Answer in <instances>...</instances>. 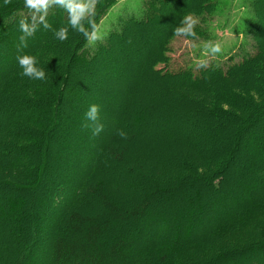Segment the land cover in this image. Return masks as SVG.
<instances>
[{"label": "trees", "instance_id": "trees-1", "mask_svg": "<svg viewBox=\"0 0 264 264\" xmlns=\"http://www.w3.org/2000/svg\"><path fill=\"white\" fill-rule=\"evenodd\" d=\"M91 1L92 11L81 21L89 33L93 25L96 28L100 18L119 3L127 1L128 4L127 11L117 16L116 31L121 29L120 33L106 34L96 50L91 51L89 60L86 51H79L87 38L72 27L67 50L60 52L56 50L59 46L51 47L54 30L70 24L69 11L62 4L51 3L46 12H37L27 7L25 0H0V51L5 44L14 49L24 47L20 41L22 20L35 28L26 38L22 54H13L8 60L7 71L0 63V172H3L0 174V264H264V189L249 198L240 194L213 199L210 194L214 187L208 180L214 173V180L221 178L223 185L229 176L225 170L233 149L240 143L245 144L248 132L264 118V47L257 39L263 30L264 0H241L245 13L238 31L253 42L254 52L246 55L233 70L225 73L217 64L206 68L199 65L196 73L192 68L174 74L164 72L159 78L160 84L149 85V89L154 88L153 96L162 95L171 102L177 93L192 92L215 95L216 104L228 107L223 110L215 107L216 104L210 106L187 98L176 100L174 104L198 114L202 119L200 127H205L206 131L200 132L197 141L186 142L176 137L169 144H176L174 153L180 161L185 162L187 158L182 149L189 148L199 162L204 163L187 161L186 167L174 175L176 180L159 183L156 176H151L150 166L154 161L167 159L161 156L153 160L156 155L145 146L148 140L145 128L152 118L142 109L125 129L126 139L115 134L119 127H114L111 142L105 148L106 160L87 166L85 174L90 176L86 180L72 184L62 203L51 208L48 215H37L39 229L34 228L32 237L35 216L31 211L32 220L28 208L35 204L33 199L38 207L42 201L33 196L28 198L25 193L27 189H41L48 183L43 174L49 170L53 157H46V150L51 146V133L59 127L57 121L50 126L48 122L51 109L55 111L61 103L65 79L70 80L66 74L68 63L88 67L110 51L131 28L155 23L158 11L165 5L185 0ZM233 4L232 0H194L188 5L180 4L183 8L178 10L166 40L156 41L147 64L168 63L161 52L176 36L178 27H187L189 17L195 23L191 34L184 35L187 39L200 37L203 48L208 47L214 18L227 19ZM45 23L50 28H45ZM24 54L37 57L39 66L45 68V79L22 75L17 56ZM144 66L143 72L147 69ZM154 71L163 73L162 69ZM36 115H39L38 120ZM171 131L172 128H166L162 135H171ZM263 140L255 137L254 143L264 146ZM141 142L145 143L142 152H135V146ZM187 164L202 171L193 173L194 180L188 182L183 174L188 169ZM176 167L180 165L175 164L166 177L176 172ZM219 167L224 170L222 174L215 172ZM8 177L14 183L4 181ZM220 198L234 203L237 214L214 228L207 236L213 242L204 246V251L193 249L194 259L188 261L184 257L186 248L196 244L184 246L196 239L188 236L189 233L199 224L209 202L213 199V203H220ZM42 218L44 224L40 222Z\"/></svg>", "mask_w": 264, "mask_h": 264}, {"label": "rangeland", "instance_id": "rangeland-1", "mask_svg": "<svg viewBox=\"0 0 264 264\" xmlns=\"http://www.w3.org/2000/svg\"><path fill=\"white\" fill-rule=\"evenodd\" d=\"M86 1L92 7L93 2L91 0ZM128 1L136 2L140 0ZM232 1L234 3L232 12L227 19L214 18L211 39L208 41L209 44L207 43L208 47L204 46L203 48L204 42L200 37L187 39L184 34H176L161 52V55L168 60L166 64L148 65L147 62L152 56L156 41L166 40L165 37L175 23L178 10L183 8L180 4L188 5L193 3L194 0L175 1L173 5H165L163 10L158 11L159 16L156 18L155 23L152 22L153 24H151L150 22L143 27L128 29L129 32L124 38L118 40L110 51L103 53L88 67L83 68L76 64L77 68L73 63H68L69 67H66V74L70 80L65 79L62 85L63 97L61 103H58L55 111L51 109L48 122L49 126L55 124L56 121L59 124V127L51 133V146L46 150V157L49 156V159L51 156L53 157L48 165L49 170L43 174L48 183L45 182L41 189L29 186L33 189H27V193H25L28 198L33 196L42 201L38 207L35 199H33L32 201L35 204L28 208V215L32 217V220L34 218L32 212L35 216L31 228L32 237L34 228L39 229L36 224L37 221L39 222L37 215L42 217L48 215L51 208H55V205L59 206L62 203L66 197L67 189L72 184L86 180L90 176V174H85L87 166L106 160L105 148L111 142L110 137L114 127H119L115 134H118V130L125 132V129L132 125L142 109H146L147 115L152 120L145 128L147 129L146 136L148 139L146 144L136 143L135 152H142L141 149L145 144L149 152L156 155L152 158L153 160L161 156L163 159H167V161L157 160L151 163V176H156L159 183H170L177 179L174 175L178 171L180 172L183 167H186L185 162H199V159L189 148L182 149L187 158L185 162L180 161L174 153L176 144H169L176 137L186 142L197 141L200 132L203 129L206 131L205 127H200L202 119H199L198 114L189 113L190 109L174 104L180 99L187 98L190 100L198 99L210 106H215L216 96L184 92L173 96L174 102H171L163 99L162 95L153 96L151 92L154 88L149 89V85L152 83L160 84L159 78L164 72L174 74L192 68L196 73L199 70V65H204V68H206L217 64L216 67L227 73L242 62L246 55L253 54V42L249 40V37L245 38L238 31L240 19L245 13H243L241 7V0ZM55 2L56 0H50L49 4ZM127 4V1L119 3L100 18L95 28L98 38L95 40L87 38L81 50L79 49V51L88 53L89 60L92 54L91 51L96 50V45L105 38L104 36L117 30V16L127 11ZM206 17L210 19V17ZM262 23V35L257 36V39L260 41V46L264 47V19H262ZM65 25L68 28V38L66 40L57 39L54 33L50 39L54 42L51 45L52 49H55L53 45L59 46V49L56 48V50L60 52L67 50L71 44L70 28L72 26L69 23ZM120 31L115 33H120ZM217 44L220 46V51L212 52L211 47ZM24 47L18 46L17 49H14L8 44L1 46L0 63L5 66V71L10 67L8 60L12 58L13 54H22ZM60 47H62V50ZM144 65L147 67L145 72H143ZM154 69H162L163 73L154 71ZM155 88H158V86ZM91 104L100 106V122L104 125L103 131L95 136L92 134V126H86L91 124L85 118V112ZM215 107L228 110L226 105L218 102ZM58 117H60V121ZM35 119L38 120L39 115H36ZM166 128H172L174 133L171 131V135H162V130ZM248 133V140L245 141V144L240 143V146L232 151L231 161L228 162L229 167L225 170V174H229V176L227 175L228 178L223 185L220 184L222 182L221 178L214 180V173L211 174L210 178L208 177L209 183L214 187V191L210 194L213 199H217L219 196H238L240 194L244 195L243 198H249L250 196H256L261 192V189H264V146L254 143L255 137H258V139L264 138V118L257 127ZM138 138L141 137L138 136ZM168 146H170V149L167 148ZM183 163L184 165L181 167ZM175 164L180 165V168L176 167V172L166 177L171 172L170 170L175 167ZM187 166L188 169L183 172L186 176V182L194 180L191 178L193 173L202 172L200 169H193L191 164H187ZM215 172L222 174L224 170L219 167ZM2 173L0 172V174ZM162 176H165V178H161ZM10 179L9 177L4 178V181L14 183L9 181ZM213 199L206 206L202 218L198 220L199 224L196 223L194 231L188 235L195 236L196 239L184 243V246L196 243L192 244L190 248H186L188 250L184 257L188 258V261L194 259L191 252L193 249L198 248L199 251H204V246L213 242L207 236L213 232L214 228L224 225L229 218L237 214H235L237 206L231 201L224 202L223 198H220L221 205L220 203H213ZM40 222L41 224L45 223L43 218ZM203 233L205 236L201 237L200 235ZM160 237L162 238L161 235ZM212 239L214 240V238ZM262 261H264V255ZM253 264L256 263L253 262Z\"/></svg>", "mask_w": 264, "mask_h": 264}, {"label": "clouds", "instance_id": "clouds-1", "mask_svg": "<svg viewBox=\"0 0 264 264\" xmlns=\"http://www.w3.org/2000/svg\"><path fill=\"white\" fill-rule=\"evenodd\" d=\"M57 3L62 4L69 11L70 24L72 28L83 33L86 38L90 40L97 39V32L95 31V25H93V31H89L83 26L81 21L86 14L91 13L92 8L88 3L80 2V0H56ZM50 0H25V5L31 9H35L37 12H46L49 6ZM41 21L44 20V16L41 15ZM195 23L191 17L187 18V27H178L176 29L177 34H191L192 24ZM45 28H50V25L45 23ZM20 30L23 35L20 37L21 44L26 46V38L33 34L35 31L34 26L30 27L25 21L20 22ZM54 36L63 41L68 38V28L60 27L58 30H54ZM212 52H219L220 46L214 45L211 47ZM17 62L22 69V75L29 77L30 79L43 80L46 78L45 68L39 66V61L35 55L24 54L17 56ZM85 118L90 121L92 126V134L99 135L103 131L104 125L100 122V106L97 104L89 105L88 110L85 112ZM118 134L122 138H127V133L123 130H118Z\"/></svg>", "mask_w": 264, "mask_h": 264}]
</instances>
